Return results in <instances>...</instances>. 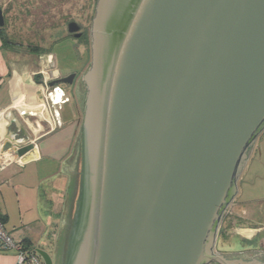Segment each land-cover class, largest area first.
<instances>
[{
	"label": "water",
	"instance_id": "95a60500",
	"mask_svg": "<svg viewBox=\"0 0 264 264\" xmlns=\"http://www.w3.org/2000/svg\"><path fill=\"white\" fill-rule=\"evenodd\" d=\"M91 35L86 213L67 264H251L215 246L264 133V0H98ZM74 79L54 69L49 85Z\"/></svg>",
	"mask_w": 264,
	"mask_h": 264
},
{
	"label": "crops",
	"instance_id": "0c3cea01",
	"mask_svg": "<svg viewBox=\"0 0 264 264\" xmlns=\"http://www.w3.org/2000/svg\"><path fill=\"white\" fill-rule=\"evenodd\" d=\"M50 54L37 55L35 60L29 52L4 47L0 39V158L7 163L0 169V217L16 241L47 252L57 264L76 190L84 98L74 99L64 86L50 87L54 69H59L55 57L52 65L43 58ZM56 88L52 100L59 101L64 93L71 101L54 105L48 93ZM259 138L243 164L238 194L231 214L221 221L215 247L216 253L251 264L264 262V189L258 196L250 193L257 181L248 177ZM27 144L34 145L37 158L32 155L21 164L10 149ZM232 233L244 235L251 245L226 243L221 249V239ZM254 241L259 247H254ZM0 264H17L16 252L4 250L1 244Z\"/></svg>",
	"mask_w": 264,
	"mask_h": 264
},
{
	"label": "rangeland",
	"instance_id": "374dc122",
	"mask_svg": "<svg viewBox=\"0 0 264 264\" xmlns=\"http://www.w3.org/2000/svg\"><path fill=\"white\" fill-rule=\"evenodd\" d=\"M96 3L97 0H0V7L3 12L5 11L4 29L11 42V44H7L6 48L29 52L35 60L37 55L51 52L59 70L64 74L77 71L79 60L76 57L85 56V63L89 66L90 45L88 44L90 40L86 50H84L85 43L68 36V25L71 22H76L89 34L95 17ZM88 38L90 39V34ZM34 49H39V52L34 51ZM263 135L259 138L255 146V154L248 165L250 172L248 177L252 182L257 181L256 184L252 183L254 184L252 185L253 191L250 193H256L257 196V192L264 189ZM250 164L252 167L254 166L253 169L250 168ZM256 165H260V167ZM255 174H259L260 178H257ZM246 183H243V189L249 187L246 186ZM72 205L71 201L70 210H72ZM226 243L242 246L251 245L247 243L244 235L236 233L221 239V249ZM253 245L259 247L255 241ZM66 246L65 242L59 246L57 264H66V257H64Z\"/></svg>",
	"mask_w": 264,
	"mask_h": 264
},
{
	"label": "flooded vegetation",
	"instance_id": "af4514ba",
	"mask_svg": "<svg viewBox=\"0 0 264 264\" xmlns=\"http://www.w3.org/2000/svg\"><path fill=\"white\" fill-rule=\"evenodd\" d=\"M98 2V0H97ZM97 5V3H96ZM5 12V11H4ZM95 14H96V8H95ZM94 19V18H93ZM79 25V24H78ZM80 26V25H79ZM81 27V26H80ZM80 38H76L75 35L69 34V37H72L73 39H77L81 43L84 44V50H86L87 44L90 45V64L89 66L86 65L85 61V56L81 57H76L77 60H79V68L77 71H73L68 74L62 73V76L64 78H67L71 75H75V79L73 80L72 84H64V85H56V87L64 86L67 87L71 90V95L74 99H78L79 97L82 96L83 103H84V110L82 114V128H81V142H80V147L77 151V161L81 160V171H80V176L79 178L77 177V190L75 192L74 200H73V210H71L70 213V223H69V232H68V238H65L66 242V249L64 252V257H66V264L69 261V258L71 257V254L73 252L75 243L77 241V238L79 236V232L82 229V225L85 220V213H86V206H85V175H84V169H85V152H84V144H83V127H84V120H85V112H86V100H87V94H88V89H87V84L86 82L83 81V78L86 76L87 72L89 71L92 63V35L90 31V39L89 34L86 33V31L83 30V27H81L80 30ZM87 53V52H86ZM89 53V52H88ZM47 54V53H44ZM43 55V54H42ZM83 59V60H82ZM77 67V66H76ZM53 77L51 78L52 81ZM84 95V97H83ZM80 154V155H79ZM80 156V157H79ZM216 247V246H215ZM261 252L264 253V248L261 249Z\"/></svg>",
	"mask_w": 264,
	"mask_h": 264
},
{
	"label": "built area",
	"instance_id": "2783aa9c",
	"mask_svg": "<svg viewBox=\"0 0 264 264\" xmlns=\"http://www.w3.org/2000/svg\"><path fill=\"white\" fill-rule=\"evenodd\" d=\"M57 88L48 93V96H49L50 100L52 101V103L54 105H61V104L69 103L71 101V99L68 96H66V94H64V93H62V95H60L61 98L59 101L58 100L57 101L52 100V98L56 94V91L58 90ZM19 149H20V146L18 147V149L11 148L10 150L12 151L11 155H13L14 157L15 156L20 157L21 160H19V161H22L21 164L25 163L32 155L34 156V158H37L36 151L35 152L33 151L34 149L31 152H29L23 156L17 155V151ZM24 156H27L28 158H26V157L23 158ZM13 159L14 158H12V160ZM6 164L7 163L3 162V160H1V158H0V169L5 168ZM232 208H233V202L227 208L223 217H228L231 214ZM0 244L4 250H10V251L12 250V251L16 252L17 264H44L42 258L38 255L37 250L28 248L22 241H16L8 233V231L5 228V224H4L1 217H0Z\"/></svg>",
	"mask_w": 264,
	"mask_h": 264
},
{
	"label": "trees",
	"instance_id": "16d2710c",
	"mask_svg": "<svg viewBox=\"0 0 264 264\" xmlns=\"http://www.w3.org/2000/svg\"><path fill=\"white\" fill-rule=\"evenodd\" d=\"M0 39H1V41H2V43H3V46L4 47H7V44H11V42H10V40L8 39V37H7V34H6V32H5V29H4V27L3 28H0ZM34 51H38L39 52V49H34ZM41 53H43V52H41ZM44 53H46V52H44ZM43 53V54H44ZM48 53V52H47ZM80 155V154H79ZM80 157V156H79ZM80 171H81V160H80V158H79V160H78V171H77V177L79 178V176H80ZM76 190H77V182H76ZM76 190H75V192H76ZM74 196H75V194H74ZM73 200H74V197H73V199H72V203H73ZM73 208H74V206L72 205V210H73ZM71 213V212H70ZM226 217H223L222 218V220L223 219H225ZM3 220V219H2ZM3 222H4V220H3ZM68 232H69V229H68ZM67 238H68V233H67V236H66ZM65 244H66V242H65Z\"/></svg>",
	"mask_w": 264,
	"mask_h": 264
}]
</instances>
